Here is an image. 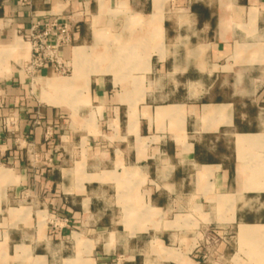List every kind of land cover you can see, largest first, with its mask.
<instances>
[{"label":"crops","instance_id":"1","mask_svg":"<svg viewBox=\"0 0 264 264\" xmlns=\"http://www.w3.org/2000/svg\"><path fill=\"white\" fill-rule=\"evenodd\" d=\"M0 264H264V0H0Z\"/></svg>","mask_w":264,"mask_h":264},{"label":"built area","instance_id":"2","mask_svg":"<svg viewBox=\"0 0 264 264\" xmlns=\"http://www.w3.org/2000/svg\"><path fill=\"white\" fill-rule=\"evenodd\" d=\"M29 43L30 61L25 67L27 75L33 76L44 67L51 66L57 76H66L70 66L62 58L61 51L73 44L72 29L64 20L53 19L44 26L36 24L24 35Z\"/></svg>","mask_w":264,"mask_h":264},{"label":"bare ground","instance_id":"3","mask_svg":"<svg viewBox=\"0 0 264 264\" xmlns=\"http://www.w3.org/2000/svg\"><path fill=\"white\" fill-rule=\"evenodd\" d=\"M242 142V141H241ZM247 160V159H246ZM249 160V159H248ZM248 162V161H247ZM251 172L249 171V169H247V174H250ZM246 174V175H247ZM255 182V181H254ZM247 185H248V187H250V185H251V179L249 178V177H247ZM251 196V195H250ZM246 231V230H245ZM243 235V234H242Z\"/></svg>","mask_w":264,"mask_h":264},{"label":"rangeland","instance_id":"4","mask_svg":"<svg viewBox=\"0 0 264 264\" xmlns=\"http://www.w3.org/2000/svg\"><path fill=\"white\" fill-rule=\"evenodd\" d=\"M255 164H257V163H255ZM247 177L251 178V174H249ZM244 230H246V229L243 228L241 231H244Z\"/></svg>","mask_w":264,"mask_h":264}]
</instances>
